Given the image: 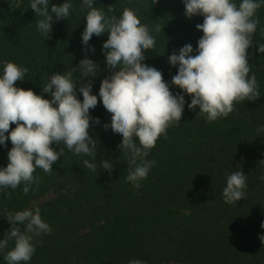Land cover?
<instances>
[{"label": "trees", "instance_id": "1", "mask_svg": "<svg viewBox=\"0 0 264 264\" xmlns=\"http://www.w3.org/2000/svg\"><path fill=\"white\" fill-rule=\"evenodd\" d=\"M72 3L75 11L55 20L45 38L36 29L40 17L30 0H0V61L29 69L17 87L41 94L53 73L72 71L84 58L81 39L88 10L79 0ZM94 6L117 18L130 8L143 26L160 25L159 32H152L155 48L145 50L143 63L160 70L169 83L177 68L168 56L187 43L195 55L203 35L196 28L203 17H186L183 0H95ZM254 18L259 23L248 52L249 76L254 73L258 82L257 99L234 102L227 117L212 122L198 114V106L193 111L186 104L181 121L167 128V136L161 135L150 150L147 159L156 164L137 189L126 180L128 157L120 151L122 138L103 127L110 124L111 114L98 98L90 115L99 117L100 124L90 122L89 128L99 144L96 159L74 154L63 142L54 143L62 154L50 173L35 169L33 175L40 178L35 190L25 194L21 183L0 192V239L11 229L3 213L38 205L52 231L34 237L36 251L29 264H128L131 259L146 264H264V241L259 238L264 235V54L257 50L264 44V5ZM107 38V32L94 34L89 46L95 53L87 52L100 70L84 81L94 80L92 92L97 95L101 80L113 71L106 67L102 51ZM73 79H79V72ZM170 90L180 91L174 85ZM43 95L50 99L48 93ZM185 99L190 103L188 96ZM6 143L0 146V166L8 163L12 144ZM101 158L114 164L111 173L100 167ZM85 159L97 165L95 171L84 167ZM237 170L247 177L246 196L228 204L223 199L226 174ZM14 226L24 229L22 224ZM13 246L10 241L8 248ZM0 264H7L2 255Z\"/></svg>", "mask_w": 264, "mask_h": 264}, {"label": "clouds", "instance_id": "2", "mask_svg": "<svg viewBox=\"0 0 264 264\" xmlns=\"http://www.w3.org/2000/svg\"><path fill=\"white\" fill-rule=\"evenodd\" d=\"M94 2L79 0L81 8L88 10L81 39L86 49L84 58L72 71L53 73L41 94L16 86L17 81L25 80L27 67L0 61V146L7 147L9 140L12 144L7 166H0V192L16 189L21 183L25 194L35 190L33 185L40 180L33 175L35 169L50 173L62 154V150L52 147L54 143L63 142L74 154L95 160L99 144L89 134V128L90 122L100 124L99 117L90 115L98 98L111 114L110 124L103 127L111 128L122 138L120 151L128 157L126 180L139 189L140 182L156 164L155 160L147 159L150 150L161 135L167 136V128L181 121L186 104L193 111L198 106V114L212 122L227 117L234 110V102L259 97L256 75L249 76L248 49L253 45L252 36L259 23L254 17L264 0H240L238 5L236 0H183L186 17H203V23L196 25L203 35L197 41L195 55L193 45L187 43L168 56L169 64L177 68L171 83L164 80L160 70L143 63L145 50L155 48L152 32H159L160 25L156 24L154 29L143 26L130 8H125L119 18L108 16ZM30 8L40 17L36 29L45 38L49 37L55 20L68 18L75 11L72 0L59 5L52 0H30ZM106 32L108 38L102 51L106 67L113 71L101 80L97 95L92 92L94 80L84 81L85 77L95 78L100 70L87 52L95 53V48L89 46L93 35L102 36ZM257 50L264 54V44H258ZM77 72L79 79L74 80L73 74ZM172 85L180 91L173 93ZM77 93L82 94V100ZM13 123L16 126L9 131ZM83 165L92 171L97 167L88 159L83 160ZM100 167L111 173L114 164L101 158ZM246 180L240 170L226 174L223 188L226 203L238 202L246 196ZM3 215L7 216L11 229L0 239V255L7 264H29L36 251L34 237L51 233L52 228L42 219L38 205ZM18 224L24 225V229L14 226ZM259 238L264 241V235ZM10 241L14 246L9 249ZM128 264L146 262L131 259Z\"/></svg>", "mask_w": 264, "mask_h": 264}]
</instances>
